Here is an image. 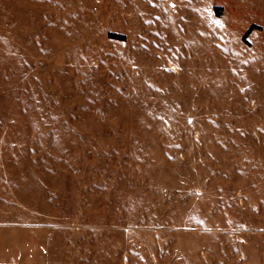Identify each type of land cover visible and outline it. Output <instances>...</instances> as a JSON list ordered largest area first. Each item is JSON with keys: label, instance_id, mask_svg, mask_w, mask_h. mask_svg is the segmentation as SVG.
Here are the masks:
<instances>
[{"label": "rangeland", "instance_id": "1", "mask_svg": "<svg viewBox=\"0 0 264 264\" xmlns=\"http://www.w3.org/2000/svg\"><path fill=\"white\" fill-rule=\"evenodd\" d=\"M0 264H264V0H0Z\"/></svg>", "mask_w": 264, "mask_h": 264}, {"label": "trees", "instance_id": "2", "mask_svg": "<svg viewBox=\"0 0 264 264\" xmlns=\"http://www.w3.org/2000/svg\"><path fill=\"white\" fill-rule=\"evenodd\" d=\"M111 37H113V35H110Z\"/></svg>", "mask_w": 264, "mask_h": 264}]
</instances>
